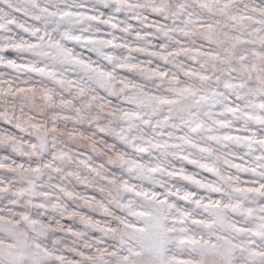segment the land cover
Returning <instances> with one entry per match:
<instances>
[{
  "label": "snow or ice",
  "instance_id": "1",
  "mask_svg": "<svg viewBox=\"0 0 264 264\" xmlns=\"http://www.w3.org/2000/svg\"><path fill=\"white\" fill-rule=\"evenodd\" d=\"M0 264H264V0H0Z\"/></svg>",
  "mask_w": 264,
  "mask_h": 264
}]
</instances>
